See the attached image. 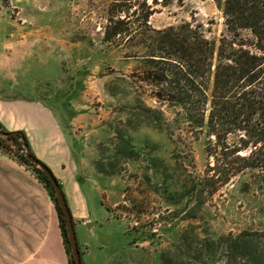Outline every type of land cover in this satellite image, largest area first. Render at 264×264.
Segmentation results:
<instances>
[{"label": "rangeland", "instance_id": "obj_1", "mask_svg": "<svg viewBox=\"0 0 264 264\" xmlns=\"http://www.w3.org/2000/svg\"><path fill=\"white\" fill-rule=\"evenodd\" d=\"M112 1L0 5V50L9 27L37 29L43 35L28 61L36 67L29 73L36 92L51 97L66 117L94 115L82 123L81 133H92L81 148L99 173L95 184L103 206L87 192L86 214L96 224L75 228L84 264H253L254 255L239 249L244 241L234 240L247 233L253 248L264 253L263 199L253 190L241 192L251 173L215 193L198 188L213 165L207 135L157 100L160 90L135 56L145 53L142 48L132 47L127 37L121 45L104 41ZM160 1L149 20L154 29L189 23L217 43L231 36L213 0ZM240 35L254 40L248 29ZM212 84L213 79L209 95Z\"/></svg>", "mask_w": 264, "mask_h": 264}, {"label": "trees", "instance_id": "obj_2", "mask_svg": "<svg viewBox=\"0 0 264 264\" xmlns=\"http://www.w3.org/2000/svg\"><path fill=\"white\" fill-rule=\"evenodd\" d=\"M213 1L223 11L231 34L218 43L189 23L154 29L149 20L158 0H113L104 41L121 45L127 37L132 47L142 48L145 53L135 56L143 60L147 80L160 90L157 100L176 108L197 134L206 133L207 155L213 165H207L206 184L199 183L198 188L215 193L250 172L241 192L253 190L264 204V0ZM171 2L160 1L165 5ZM242 29L250 30L254 40H245L240 35ZM0 131L12 133L0 135V151L33 170L54 201L69 263L73 264L64 214L53 185L26 158L30 149L25 134ZM262 214L264 217V206ZM249 236L243 233L234 240L244 241L239 249L243 256L254 255L250 259L253 264H264V253L253 248Z\"/></svg>", "mask_w": 264, "mask_h": 264}, {"label": "crops", "instance_id": "obj_3", "mask_svg": "<svg viewBox=\"0 0 264 264\" xmlns=\"http://www.w3.org/2000/svg\"><path fill=\"white\" fill-rule=\"evenodd\" d=\"M12 2L0 0V5ZM17 2L21 5L26 2L23 6L30 8L27 0ZM3 32L1 129L25 134L30 152L48 166L61 184L75 228L94 227L95 221L86 214L89 209L87 192L95 203L103 206L102 191L95 184L100 177L82 154L83 141L92 131L86 134L80 131L82 123H87L91 117L93 120L94 115L85 118L78 113L66 117L67 113L59 105L51 103V97L36 92L29 78L30 71L36 67L28 61L43 34L32 27H9ZM0 264H70L57 210L44 183L33 170L1 151Z\"/></svg>", "mask_w": 264, "mask_h": 264}, {"label": "water", "instance_id": "obj_4", "mask_svg": "<svg viewBox=\"0 0 264 264\" xmlns=\"http://www.w3.org/2000/svg\"><path fill=\"white\" fill-rule=\"evenodd\" d=\"M10 134L0 131V135H3V136H8ZM26 158L28 159L29 162L36 165L44 173V175L48 178V180L53 185L55 193H56V197H57V202L60 208L62 209L65 222H66L67 237H68V241L70 243V248H71L70 258L72 259L73 264H82L81 253H80L79 244L77 240V234L75 230V224H74L70 209L68 207L65 194L62 190L61 184L56 179L52 171L48 168V166H46L43 162L35 158L31 154L30 151H27Z\"/></svg>", "mask_w": 264, "mask_h": 264}, {"label": "flooded vegetation", "instance_id": "obj_5", "mask_svg": "<svg viewBox=\"0 0 264 264\" xmlns=\"http://www.w3.org/2000/svg\"><path fill=\"white\" fill-rule=\"evenodd\" d=\"M79 249H80V253H81L82 264H84L85 252L80 247H79Z\"/></svg>", "mask_w": 264, "mask_h": 264}]
</instances>
